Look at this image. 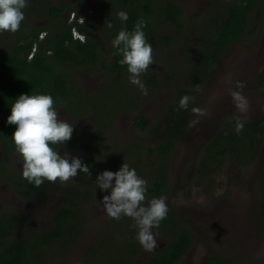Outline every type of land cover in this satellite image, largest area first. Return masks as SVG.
<instances>
[{
	"label": "rangeland",
	"instance_id": "1",
	"mask_svg": "<svg viewBox=\"0 0 264 264\" xmlns=\"http://www.w3.org/2000/svg\"><path fill=\"white\" fill-rule=\"evenodd\" d=\"M50 1V5L59 4L58 0ZM175 1L182 10L183 27L180 32L165 19V1L155 0L152 3L154 25L161 36L156 47L152 48L153 65L140 77L146 85L147 95L129 81L128 72L123 74L121 82L109 79L104 85L108 78L106 70L97 64L80 68L57 66L70 86V94L64 102L71 109L67 105L60 106L57 109L60 119L71 125H80L73 127L74 134L77 131H81V134L89 132L93 137L97 130L104 132L103 139L88 138L87 143L76 138L74 147L84 146L82 149L60 150L59 154L63 155L66 151L70 156L80 158L84 165L93 155L101 164L108 161L107 165L112 172L118 171L126 163L147 181V187H151L153 178L158 176L156 174L161 160L157 154L149 157L148 151L163 142L162 134L177 113L175 109L180 94L184 95L187 89L194 91L193 70H188L191 64L189 62L188 66V55L197 60L206 33L216 20L222 18L226 8L223 0ZM39 2L42 0H35L34 4ZM32 3L33 0H27V7L23 9L25 19L17 32L0 33V47L4 52L12 53L9 51L29 29L28 25L36 30L49 27L46 13L34 12L36 18L33 23L29 21ZM262 3L264 5V0ZM102 4L103 0H88L84 8L86 16L97 18ZM258 9L251 15L242 38L232 44L215 65L204 71L199 83L202 91H194L195 101L191 103L187 127L172 153L165 158L162 170L167 176L166 203L180 216L193 235L191 249L177 264H203L204 259L211 254L221 256L227 264H264V180L261 178L264 130L256 163L243 167L228 154L220 171L200 178L197 170L208 144L225 125L235 126L237 119L243 122L261 120L264 125V71L261 70L264 67V17L257 29H254L258 23ZM113 30V26H104L94 32L98 34L95 39L100 46L101 59L113 48ZM237 81L243 82L245 87L237 89ZM229 90L241 91L247 98L246 113L237 111ZM192 107L203 109L206 115L199 117L194 127H189V122L197 119L191 112ZM97 113L105 116L99 118ZM137 116L148 120L146 128L135 126ZM129 151L133 154L132 160ZM112 152L116 155H112ZM116 152L120 153L117 155ZM111 156L113 160L110 161ZM4 158L2 155L0 160L6 161ZM19 159V155L14 153L10 161L17 174L22 175ZM72 179L62 186L59 180L49 182L52 188L58 190L51 194L47 189L37 191L35 197L38 203L23 197L20 199L11 187L0 184V209L28 213L31 222L23 231L49 230L53 227L50 214L63 205V190ZM104 192L98 188V197ZM90 197L95 199L81 206L86 220L83 219V227L75 225L76 229L82 228V232L76 230L82 234L75 238L77 240L69 248L51 253L46 264H87L90 253L108 236L112 225L121 222L107 216L98 197ZM117 234L123 239L121 245L124 248L127 245L126 238L120 232ZM156 239L158 247L154 252L145 251L132 259L130 264H146L148 256L171 243V237L156 235Z\"/></svg>",
	"mask_w": 264,
	"mask_h": 264
},
{
	"label": "trees",
	"instance_id": "2",
	"mask_svg": "<svg viewBox=\"0 0 264 264\" xmlns=\"http://www.w3.org/2000/svg\"><path fill=\"white\" fill-rule=\"evenodd\" d=\"M86 1L78 0L79 3ZM103 1L107 7H112L107 15L109 19L114 20L112 37H116L121 30L131 32L136 22L143 18L146 21V27L143 29L146 40L151 44L152 48L156 47L161 33L154 25L152 3L155 0ZM164 1L165 19L177 32H180L183 27L180 6L175 0ZM223 1L226 8L223 11L222 18L219 21L216 20L215 24L210 26L209 32L206 33V38L200 44L201 52L197 60H193L192 55H188V66L189 62H191L188 70L189 68L193 70V87L200 83L204 71L215 65L224 52L242 38L246 33L250 17L258 9L257 7H260V9L257 12L258 23L254 25V29H257L264 17L262 0ZM67 8H69L67 3L60 5L47 4V16L57 21L56 27L52 31H46L47 29L36 30V32L29 29L26 30L16 42L12 51H9L12 53H6L0 47V143L7 152L5 162H8L9 166L11 163L10 154L17 153L12 141V134L16 130V125H9L7 118L11 115L12 104L21 94L50 95L57 110L60 106L67 105L64 101L70 94L67 78L62 71L57 69V66L67 65L80 68L97 64V66L106 70L108 78L104 85L108 83L109 79L116 83L121 82L123 74L128 72L127 66H121L118 63L122 56L115 54L116 49L110 48L104 58H100V46L96 39L93 40L92 33L89 32L87 25L77 26L79 31L86 34L88 37L87 41L74 40L72 35L74 25H68L67 21H63L61 18L62 12ZM107 10L106 8L105 14L108 12ZM121 11L128 14V20L122 23H120V19L116 15V13ZM105 17L106 15L101 17L97 21V25H101ZM60 19H62V24H58ZM42 31L47 32V37L45 40L40 41L39 35ZM36 42L39 43V47L35 57L30 60L29 55ZM185 92L184 95L180 94V99L185 95L194 96L195 94L194 91L188 89ZM67 107L70 108L69 105ZM190 107L191 103L188 110H177L172 122L169 123V127L162 134L161 139L163 142L148 151L149 157L157 154L161 163L158 174H156L158 176L153 178L151 187H147L146 196L148 198L146 202L154 197L166 198L167 176L162 169H164L165 158L172 153L176 142L187 127ZM97 114L99 118L105 116ZM148 124V120L140 116L135 117L136 127L144 129ZM72 126L76 128L80 125L73 124ZM221 130L210 141L205 156L200 160L197 169L200 173V178L208 177L210 174L220 171L228 154L234 158L238 165L243 167L257 161L261 145L260 137L263 135L264 130L263 121L244 122V129L240 133H237L235 126L231 125H225ZM74 133H72L70 141L63 146H50L57 151L77 150L82 149L84 146L80 148L74 147L76 138L81 139L85 143H87L88 138L93 140L104 138V132L101 130L95 131L93 137L90 136L89 132L81 134V131H77L76 134ZM120 152H116L117 155ZM112 153V155H116L115 152ZM129 154H131L130 151ZM130 157L132 160L133 154ZM111 160H113L112 156ZM107 162L106 164H101L93 155H90L87 166L91 172V177L81 173L73 183L63 190V205L50 214L53 227L49 230L23 231L27 224L31 222V216L28 213L14 209L4 210L1 208L0 264H46V259H49L51 253L73 245L75 243L74 240H77L75 238L82 234H80L82 228L76 229L75 227L76 224L83 227L84 218L81 206L95 199L90 196L98 197V187H95L96 177L104 171H112ZM5 165L8 168L7 164ZM4 169L6 170V168ZM3 176V174H0V182L9 179L8 177L2 179ZM261 178L264 180V161ZM13 183V188L21 197L38 203L35 193L42 189L37 190L33 185H29L30 190L26 191L28 181L23 179L22 175L13 180ZM108 194L107 191L100 193L101 196L97 199L102 200L103 196ZM167 206V218L160 223L158 228H153L152 231L156 235L165 238L171 237V243L148 256L146 264H177L193 245L191 231L168 203ZM120 220L121 222L112 225V230L108 231V236L105 239L103 238L102 242L90 253L87 264H130L132 259L145 252L135 238L136 230L131 227L132 220L127 217H122ZM84 221L86 220L84 219ZM124 228H127V230ZM76 230L80 232H76ZM119 232L121 236L124 235L122 237L126 238L127 245L124 248L123 244L121 245L123 239L117 234ZM120 240L121 242L119 243ZM203 264L227 263L221 256L211 254L204 259Z\"/></svg>",
	"mask_w": 264,
	"mask_h": 264
},
{
	"label": "clouds",
	"instance_id": "3",
	"mask_svg": "<svg viewBox=\"0 0 264 264\" xmlns=\"http://www.w3.org/2000/svg\"><path fill=\"white\" fill-rule=\"evenodd\" d=\"M26 7L27 0H0V33L17 32L25 19L23 9ZM118 16L122 21L128 20V14L124 11L119 12ZM145 27L146 21L140 18L131 32L121 30L113 39L112 46L116 49L115 54L122 56L118 63L127 66L129 81L147 95L146 85L140 77L149 70L154 60L152 46L143 31ZM261 70L264 71V67ZM235 87L243 89L245 84L237 81ZM194 91H202L199 84L194 86ZM229 91L237 111L246 113L247 98L241 91ZM194 101L195 97L185 95L175 110H188ZM191 112L197 117L189 122V127H194L199 122L198 118L206 115V112L197 107H192ZM7 123L16 125L12 141L20 157L18 163L22 166V178L34 187H41L45 181L55 183L59 180L63 184L79 173L91 177L89 167L82 164L80 158L72 157L66 151L61 155L50 146H63L70 141L73 133V126L60 119L52 96L21 94L11 106ZM243 129V120L237 119L235 131L240 133ZM95 187L109 193L100 201L107 216L115 220L122 217L132 220L131 227L136 230L138 243L146 252H154L158 244L152 229L158 228L167 218L166 198L154 197L146 202L147 181L126 163L116 172L104 171L99 174Z\"/></svg>",
	"mask_w": 264,
	"mask_h": 264
},
{
	"label": "flooded vegetation",
	"instance_id": "4",
	"mask_svg": "<svg viewBox=\"0 0 264 264\" xmlns=\"http://www.w3.org/2000/svg\"><path fill=\"white\" fill-rule=\"evenodd\" d=\"M87 1L84 2V3H79L78 0H58L59 4H57V5H60V4H63V3H67L69 5V8H67L65 11L62 12L61 18L63 19V21H67V24L68 25H74L73 26V29H72L73 38H74V40H80L81 42H86L87 39H88V37L86 36V34H84L81 31H79V29L77 28L78 25H85V26L87 25L89 32L93 34L92 35L93 36V40L98 35V34H95L94 32H98V30H100L104 26H109V25L113 26L114 25V20L113 19H109L107 17L108 13L112 9L111 6H108L107 7L106 6V3L103 1V4L101 6V11H99V13H97L98 14L97 18H88L86 16V11L84 9L86 7L85 4L87 3ZM34 3H35V0H33V3L30 6V11H29L30 12V16L28 17L29 18V21H31L32 23H33L34 18H36V15H37V14H34V12H38L39 14L40 13H46L47 4H50L51 1L50 0H42V2H39L37 4H34ZM106 8L108 9L107 10L108 12L105 14ZM72 10H73V12L70 13V11H72ZM104 14L106 15V17L102 20V22H101L102 27H100L101 25H97V23H98L97 21L101 17H104L105 16ZM84 15L86 16V19H84V17H85ZM116 15L118 17V13H116ZM90 17H92V16H90ZM62 19L58 20V24H60V23L62 24ZM47 21L50 22V25H49V27H46L44 29H47L48 28L50 31H52L56 27L57 21L56 20H52L51 18H49ZM95 25H97V26L94 27ZM28 28L31 29L32 31L36 32V29L31 28L30 25H28ZM48 29L46 31H48ZM46 31H42L40 33V35H39L40 41H43V40L46 39V37H47V32ZM74 31H77L80 35H82V38L76 39ZM35 47L38 50V47H39V43L38 42H36L34 44L33 48H35ZM36 53H37V51H36ZM36 53L34 54L33 58L35 57ZM62 66H64V65H62ZM61 151H64V150H61ZM6 154H7L6 150L2 147V145L0 143V157H2V155H3V157L6 158ZM13 155H14V153L10 154V158ZM5 164H7L8 168L6 167ZM11 166H12L11 163H10V166H9L8 165V162H5V160H0V174H3L4 175L2 177V179H5L6 177L9 178L8 180H4V181L0 182V184H7L9 187L12 188L11 190L14 191V193L16 194V196H18L21 199L22 197L13 188V184H14L13 183V180H16L21 174L18 173L19 174L18 175L17 174V171H15L14 167L12 166L13 167V169H12ZM4 168H6V170ZM76 178H73L66 187H68L71 183H73V181ZM27 185H28V188L26 189V191L30 190L29 185H32V184H30L28 182ZM60 186H62L61 183H60ZM60 188L61 187H59V189ZM35 189H37V190L38 189H42V190L47 189V191H49L50 194L51 193H54L55 191L58 190V189L52 188L51 185H50V183L48 181H45L44 184L41 187H39V188H36L35 187ZM63 200H64V194H63L62 201ZM17 211H19V210H17ZM20 212H24V211H20ZM51 223H52V221H51Z\"/></svg>",
	"mask_w": 264,
	"mask_h": 264
},
{
	"label": "built area",
	"instance_id": "5",
	"mask_svg": "<svg viewBox=\"0 0 264 264\" xmlns=\"http://www.w3.org/2000/svg\"><path fill=\"white\" fill-rule=\"evenodd\" d=\"M74 33H75L76 39L82 38V35H80L77 31H74ZM36 51H37V48L36 47L33 48L32 53H30V55H29V59H32L33 58V56H34V54H35Z\"/></svg>",
	"mask_w": 264,
	"mask_h": 264
}]
</instances>
